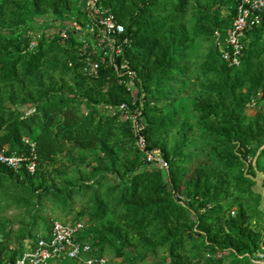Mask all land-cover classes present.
Instances as JSON below:
<instances>
[{"label": "trees", "instance_id": "16d2710c", "mask_svg": "<svg viewBox=\"0 0 264 264\" xmlns=\"http://www.w3.org/2000/svg\"><path fill=\"white\" fill-rule=\"evenodd\" d=\"M190 1L101 0L124 28L128 44L117 63L138 77L144 135L148 148L159 149L167 163L165 178L147 165L130 123L120 118L117 107H133L137 101L119 83L122 75L107 66L94 76L84 73L80 44L71 31L66 40L58 33L32 39L25 28L33 15H72L83 24L80 0H0V151L28 156L30 143L37 156L33 174L24 166L15 172L0 165V195L14 196L11 206L32 204L35 211L16 246L0 245V264H13L25 240L47 235L51 218L46 223L37 216L47 201L56 210L52 219L74 213L67 220L88 227L79 240L92 242L97 257L116 247L113 257L121 264H140L164 249L165 258L152 264H254L245 254L259 250L262 236L256 226L262 218L260 194L252 185L257 170L264 188V105L253 114L246 105L252 98L264 101V11L260 25L245 34L239 67H228L213 33L223 39L238 1L218 0L211 7L216 0H210L206 8ZM189 7L197 25L192 37L209 39L212 46L200 69L212 77L204 90L214 99L193 104L205 135L200 143L207 149L198 162L189 152V127L180 123L181 113L174 108L190 80L191 46L179 26ZM178 126V138L169 145L167 137ZM86 149L95 156L77 155ZM72 168L87 173L64 192L44 185ZM229 190L240 197L235 208L226 200ZM173 193L184 196L187 205ZM0 237L1 242L10 240L1 223ZM128 246L141 252L133 255ZM227 250L242 257L230 260L223 255Z\"/></svg>", "mask_w": 264, "mask_h": 264}, {"label": "built area", "instance_id": "2783aa9c", "mask_svg": "<svg viewBox=\"0 0 264 264\" xmlns=\"http://www.w3.org/2000/svg\"><path fill=\"white\" fill-rule=\"evenodd\" d=\"M235 16L227 29L223 39H218L219 32L214 31V43L221 60L228 67H239L243 40L247 31L260 25L264 11V0H237ZM80 6L84 14V23L77 24L72 29H60L57 33L63 40L68 38L71 31L76 41L80 44L79 55L83 60V71L89 76L98 73L100 67L107 66L114 69L121 76L119 83L123 84L126 91L136 102L129 106L120 104L121 119L130 123L135 138V144L143 154L144 161L150 167L157 168L167 177L168 166L159 149H149L144 135L145 122L141 111L143 109L141 87L137 86L138 77L135 71L126 67L125 63H117L123 48L128 44L127 38L123 37L124 28L117 22L110 10L105 7L101 0H80ZM34 43H31V47ZM140 96L137 98V96ZM261 94H257L260 98ZM264 101L257 102L252 98L246 105L247 110H255ZM29 155L16 153L5 154L0 151V165L9 167L17 172L22 166L33 174L36 169L37 156L34 145L28 144ZM177 202L183 206L188 200L173 193ZM233 214V212L231 213ZM84 230L82 221L70 222L67 219H51L50 230L45 237H38L35 241L25 240L23 252L15 259L13 264H62L64 261H72L77 264H106L104 256H94L95 246L92 242L80 241L79 236ZM1 242V237H0ZM12 247H9L11 249ZM254 264H264V245H261L251 256L247 255ZM209 258L210 256L207 255Z\"/></svg>", "mask_w": 264, "mask_h": 264}, {"label": "rangeland", "instance_id": "374dc122", "mask_svg": "<svg viewBox=\"0 0 264 264\" xmlns=\"http://www.w3.org/2000/svg\"><path fill=\"white\" fill-rule=\"evenodd\" d=\"M218 0L210 3V0H191L190 5L206 8V6L211 4V7H216ZM192 7H189L187 13L182 16L179 20V26H181L188 36V42L190 43L189 50V66L191 68L190 72V80L189 83L178 93L177 103L174 105V108L180 111L181 119L180 123H185L189 127V138L188 143L190 145L189 152L193 153L195 162L201 161L202 152H207L201 145V139L205 136L202 130L199 127L198 114L193 110V104L198 102L201 99H214L213 96L209 95L208 92L204 90V86L208 85L209 82H212V77L204 75L201 72L200 67L205 64L206 57L210 53L211 41L204 37L194 38L191 33L196 30L197 25L195 24V19L191 14ZM72 15L66 16L65 18H54L51 15L47 16H30L27 21V25L25 26L28 34L32 37V39H36L42 33H46L47 35H52L57 33L60 29L69 28L75 25V21L72 19ZM15 109L27 111L28 108L26 106L16 105ZM256 110V109H255ZM255 110H247L248 114H253ZM180 126L177 129L170 132L167 137V142L169 145H173L179 133ZM78 156H85L87 158H92L95 156V152L86 149L82 151H77ZM254 164V161L252 162ZM260 165H264V159L260 160ZM87 172L84 169L77 170L72 168L68 174L62 175L56 179H48L44 185L56 189L58 191L64 192L71 183L75 184L81 180V175L86 174ZM263 178V174L260 171L256 170V176L254 178V184L252 185V190L258 194H260V198L257 202V209L262 212V218L258 223L256 221L257 229L261 232V240L260 245H264V188L261 187V180ZM87 179L91 180L92 178L87 177ZM37 187V184L36 186ZM229 196L226 197V200L232 202L234 208L240 202V197L237 196V193H233V191L227 192ZM16 198L12 195H0V223L5 226V232L10 231V240L0 242V245L3 247H14L19 241L22 239L25 231L31 226L32 215L35 217V211L32 208V204H29L28 207L24 206H15L11 203ZM21 199V198H20ZM8 204V205H7ZM251 207L252 205L249 204ZM77 208L75 211H78ZM53 211L56 212L55 208L51 206V202L47 201L44 210L38 214L40 218L45 220L48 223L49 219L53 218ZM74 217V213L65 217L70 220ZM255 224H253L254 226ZM86 227L82 234L86 233ZM114 249L116 247H112L104 253V257L106 259V264H121V259H117L113 257ZM127 250L130 251L133 255H138L141 252V249L135 246H128ZM230 251L227 250L223 253V255L227 256L230 260L235 256L242 257V255H234ZM166 252L164 249H160L156 252L154 256L148 255L146 259L140 264H152L155 260H163L165 258ZM247 257V254H245ZM251 256V255H249ZM248 258V257H247ZM62 264H77L72 261H64ZM223 264H227L224 262Z\"/></svg>", "mask_w": 264, "mask_h": 264}]
</instances>
